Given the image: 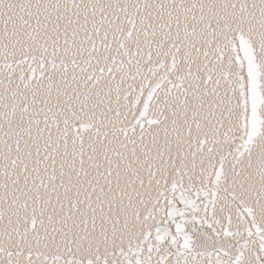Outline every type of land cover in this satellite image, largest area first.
<instances>
[{"label": "snow or ice", "instance_id": "snow-or-ice-1", "mask_svg": "<svg viewBox=\"0 0 264 264\" xmlns=\"http://www.w3.org/2000/svg\"><path fill=\"white\" fill-rule=\"evenodd\" d=\"M0 264H264V0H0Z\"/></svg>", "mask_w": 264, "mask_h": 264}]
</instances>
